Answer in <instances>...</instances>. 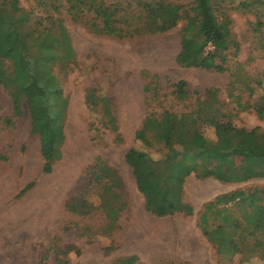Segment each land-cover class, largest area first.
I'll return each instance as SVG.
<instances>
[{"label":"rangeland","instance_id":"obj_1","mask_svg":"<svg viewBox=\"0 0 264 264\" xmlns=\"http://www.w3.org/2000/svg\"><path fill=\"white\" fill-rule=\"evenodd\" d=\"M18 1L37 16L44 14L33 0ZM239 1L215 0L229 19L235 45L226 52L225 71L178 64L185 19L165 32L120 38L82 18L56 15L73 55L52 63L67 104L61 126L54 128L64 135L61 155L50 171L43 170L25 100L15 112L11 94L0 85V264H116L127 256L135 257L133 264H264V234L254 226L264 218V176L240 182L201 177L200 159L188 154L185 160L196 170L184 178L181 200L192 211L157 216L145 208L125 160L129 148H146L135 131L150 112L200 113L199 106L211 103L235 127L264 131V118L254 107L264 95V25L261 33L255 30L264 22V9H243ZM210 49L207 44L204 52ZM179 80L185 82L183 100L173 93ZM211 89H216L212 97ZM200 126L215 140L213 126ZM147 151L159 158L165 148ZM235 161L245 163L241 155ZM233 221L239 251L218 253L203 232ZM242 229L253 230L256 238ZM255 239L259 246L252 244Z\"/></svg>","mask_w":264,"mask_h":264},{"label":"trees","instance_id":"obj_2","mask_svg":"<svg viewBox=\"0 0 264 264\" xmlns=\"http://www.w3.org/2000/svg\"><path fill=\"white\" fill-rule=\"evenodd\" d=\"M33 1L43 10V15L37 16L34 10L23 9L18 0H0V85L11 94L15 112L20 113L21 100H25L31 117V131L40 139L45 172L50 171L52 163L61 155L64 135L55 133L54 128L64 118L67 104L59 79L52 71V63L57 59L66 62L73 55L63 19L56 15L64 12L82 18L99 32L120 38L165 32L185 19L181 47L176 56L181 66L225 71L226 52L235 46L228 27L229 19L220 12L215 0H190L185 5L171 0ZM255 5L264 9V0H240L238 3L243 9ZM87 13L91 16H86ZM262 25L264 22L259 20L255 30L261 33ZM207 44L212 49L205 53ZM173 86L178 99L187 98L183 80ZM215 92L216 89L208 91L211 97ZM100 101L107 108L108 100L101 97ZM147 101L152 102V99ZM263 101L264 95H261L254 105L262 118ZM210 104L199 106L200 113L164 110L157 115L150 112L135 131V140L146 148H129L125 160L144 196L145 208L151 213L164 216L192 211L181 200L184 178L196 170V165L186 162L188 154L200 159L201 167L196 173L201 177L240 182L264 176V131L256 127L249 130L235 127L229 120H222L217 115L218 110H212ZM237 106L242 107L240 103ZM203 123L214 127L215 140L204 135L200 126ZM152 146L165 148L163 156L152 157L147 151ZM236 155H241L245 163L237 164ZM211 206L212 203L206 205L208 209ZM200 223L206 224L204 213ZM254 226L264 234V218ZM236 228L233 221L230 226L220 224L203 233L218 253L234 254L239 251V242L234 238ZM245 230L244 235L256 238L253 230ZM252 244L259 246L261 243L255 239ZM134 261L135 257L127 256L118 259L116 264H133Z\"/></svg>","mask_w":264,"mask_h":264},{"label":"bare ground","instance_id":"obj_3","mask_svg":"<svg viewBox=\"0 0 264 264\" xmlns=\"http://www.w3.org/2000/svg\"><path fill=\"white\" fill-rule=\"evenodd\" d=\"M39 198V197H38ZM15 213V212H14Z\"/></svg>","mask_w":264,"mask_h":264}]
</instances>
